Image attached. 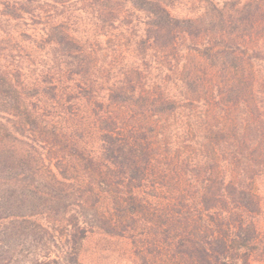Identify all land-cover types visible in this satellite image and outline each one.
<instances>
[{"label":"trees","instance_id":"obj_1","mask_svg":"<svg viewBox=\"0 0 264 264\" xmlns=\"http://www.w3.org/2000/svg\"><path fill=\"white\" fill-rule=\"evenodd\" d=\"M169 7L0 0V264H264V0Z\"/></svg>","mask_w":264,"mask_h":264},{"label":"rangeland","instance_id":"obj_2","mask_svg":"<svg viewBox=\"0 0 264 264\" xmlns=\"http://www.w3.org/2000/svg\"><path fill=\"white\" fill-rule=\"evenodd\" d=\"M205 1L211 2L212 0H168L171 13L179 17H194L202 14L199 7L205 6ZM223 1L225 0H215V3ZM15 212L16 210L11 205L3 204L0 199V216L5 217L7 214ZM4 219L0 220L1 224L4 223ZM18 243L17 239L6 238L3 239V242H0V247L15 248ZM83 260L85 264H148L146 261L151 262L139 258L130 243L97 235L91 236L86 241L83 249ZM152 262V264H160V255L155 254Z\"/></svg>","mask_w":264,"mask_h":264}]
</instances>
